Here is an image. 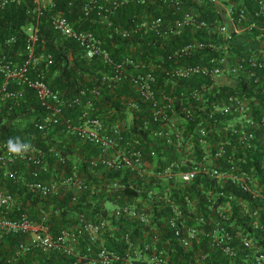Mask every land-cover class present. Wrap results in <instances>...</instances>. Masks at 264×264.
Here are the masks:
<instances>
[{
  "label": "built area",
  "instance_id": "2783aa9c",
  "mask_svg": "<svg viewBox=\"0 0 264 264\" xmlns=\"http://www.w3.org/2000/svg\"><path fill=\"white\" fill-rule=\"evenodd\" d=\"M17 1L0 0V7ZM34 1L37 11L39 4L46 2ZM184 1L83 0L84 13L89 15L95 10L98 23L106 28L104 37L89 29L74 28L61 13L53 14L50 19L52 29L63 38L74 39L84 57H96L111 65L109 80L134 69L130 75L132 85L144 100L150 101V117L158 122L151 136L162 138L166 143L174 141L177 149L176 158L153 169L143 158L142 148L136 146L141 142L140 138L133 137L122 150L118 149L122 137L118 125L114 124L109 132H104L98 118H86L83 124L72 126V131L100 144V153L91 156L88 165L91 168L102 165L132 169L130 176L121 172L117 177L101 178L98 185L91 176L83 177L75 166H70L60 149L46 137V130L57 126L62 119L61 99L43 79L26 74L37 39V25L29 23L25 42L27 58L20 64L12 60L0 62V72L4 75L0 86V111L6 100L24 97L22 87H9L11 81H16V84H26L35 90L44 114L30 120V128L37 129L39 134L28 131L23 140L11 134L4 137L0 134V231L29 233V247L58 250L72 258L71 264H78V260L83 264H117L119 261L132 264L135 259L150 264H264V113L258 117L249 115L248 100L238 93H228L210 107L207 121L203 118L197 121L187 136L182 133L188 129L186 123L192 118L193 99L199 100L198 107L204 109L205 93H213L212 89L223 83L222 77L230 78V72L237 76L245 69L249 77H254L255 70L246 68V64L264 67V0H188L191 3L189 9L184 8ZM122 3H137L143 5V10L132 14L126 25H116L112 15ZM194 3L212 6L219 16L214 31L225 39L233 33L256 29L254 39L260 42L258 54L251 51L247 61L242 59L235 63L224 53L222 56L210 55L205 62L170 66L160 60L148 62L129 57L116 60L112 50L105 45V37L113 35L131 39L147 32L160 34L162 29L176 35L186 27L196 28L205 20L197 18V12L192 9ZM146 4L149 9L144 6ZM152 8L156 12L152 13ZM205 46L215 50L227 48L226 43L219 46L193 40L175 47L173 55ZM159 70L166 75L165 87L159 86V91H155L153 84L156 81L159 84ZM196 74L206 76L209 82L189 89L188 93L184 89L174 92L176 79ZM177 97L180 98L178 104L175 103ZM132 103L130 105L135 107ZM226 113L230 117L221 128L218 123H223L221 115ZM7 120L8 117L3 116L0 125ZM222 129L234 138L214 139ZM193 133L200 136L201 150L195 148ZM10 140L31 147L26 151L22 149V154L18 155L9 151ZM41 143L47 147H42ZM249 151L255 155H249ZM133 172L136 174L132 175ZM136 176L153 177L154 185L146 189V195L144 189L138 188L130 201L112 202L108 213L96 218L75 210L71 221L61 222L66 226L56 234L51 232L50 225L60 224L57 216L64 208L61 204L53 210L52 196L66 188L82 191L90 188L93 192L95 187L103 184L106 189H123L124 180L131 183L132 177ZM17 183L23 186L27 195L30 193L51 203L35 205L36 214L26 210L9 187ZM158 187L163 191H158ZM71 195V201H76L75 194ZM118 219L137 225L135 236L123 232L125 245L121 251L99 245ZM20 246L27 247L25 243Z\"/></svg>",
  "mask_w": 264,
  "mask_h": 264
},
{
  "label": "trees",
  "instance_id": "16d2710c",
  "mask_svg": "<svg viewBox=\"0 0 264 264\" xmlns=\"http://www.w3.org/2000/svg\"><path fill=\"white\" fill-rule=\"evenodd\" d=\"M82 2L83 0H46V2L39 4L40 7L38 11L36 9L37 4L34 0H19L17 2L7 3L1 7L0 62L5 60H12L15 64L24 62L27 58L25 42L28 37L25 32V27H27L29 23H36L37 39L34 43L33 57L29 63L26 74L29 75V77H40L47 85L59 93L62 119L57 126L62 125L66 133L69 132L71 136L76 134L77 136H75L77 138L83 139L80 145L83 149L87 150L90 155H98L100 153V144L73 132L72 126L83 124L86 118L89 117L98 118L102 124V128L111 124H116L121 129L120 132L122 137L121 139H117H119L118 143L122 148H124L126 142L130 141L133 137L140 138L141 142L136 146L142 148L143 158L147 160L153 169L160 167L168 162L169 159L176 158L177 149L174 141L166 143L162 138L153 139L151 136L158 122L152 120L150 117V101L144 100L143 97L139 95L138 91L132 89L130 85L132 84L131 77L128 76V74L123 76L119 75L120 77L109 80L107 77L111 73V65L96 57L90 59L84 57L82 48L74 39L63 38L52 29L50 23L52 15L61 13L72 23L74 28L89 29L97 35L104 37L106 28L98 23L96 11L91 10L89 15L85 14L82 8ZM184 2L185 9L191 8L190 1L185 0ZM144 6L149 9L148 4ZM192 9L197 12V18L199 20H205L204 24L196 28L186 27L182 32L176 35L171 34L167 37H146L142 39L153 51H155V49L157 50L156 56L159 58L160 62H165V65L171 64L170 66L176 65V63L186 65L188 63L205 62L210 55L222 56L225 53L227 59L235 63L237 60L242 59L247 61L250 54L253 53L251 51L258 54L257 45L260 44V42L254 39L256 29H247L237 34L233 33L230 37L225 39L217 35L216 31H214L219 16L212 6L207 3H194ZM142 10L143 5L137 3H122L114 10L112 15L114 23H116V25H126L132 14H138L142 12ZM151 12L154 13L156 11L152 8ZM11 37L14 39L11 40ZM193 40L204 43L209 41L219 46L226 43L227 48L224 49L220 47L215 50L205 46L204 48L191 50L181 55H173L175 47ZM130 41V39L121 38L117 35L105 37V45L112 50L113 57L116 60L124 57L122 55L124 44ZM74 54L79 58H75ZM49 59L50 62H47ZM171 59H177V61ZM56 68L59 69L57 73L54 72ZM246 68L254 69L255 76L249 77L246 71L247 69L237 76H235L236 73L230 72V78L223 81L220 86L212 89L214 94L205 93L204 109L198 107V105L201 104L199 100L193 99L195 107L191 113L192 118L186 123L188 129L182 130L184 136L188 135L190 129L196 125L197 121H200L202 118L207 121L206 114L208 116L210 107H212L214 103L222 100L228 93H238L248 100V107H250L248 110L249 115L258 117L264 113V108L261 109L258 107L264 106V67H249V64H246ZM157 74L159 84L157 81L153 84L155 91H159V86L165 87L164 81L166 80V75H163L160 70L157 71ZM256 76H259V78L256 79ZM84 77L88 79L84 80ZM3 78L4 75L0 72V81ZM203 82H209V79L200 74L192 75L190 78L176 79L174 92L184 89L185 93H188L189 89L195 88ZM232 83L234 85H231ZM9 86L22 87L25 95L23 98L17 99L16 101L6 100L2 103L5 108L3 112L5 117L11 118L18 116L21 118L29 114L30 116H34V118H38L44 114V109L41 107L40 101L33 88L30 86L28 87L26 84H16V81H11ZM158 96L159 95L156 94V97ZM179 100L180 98L177 97L175 103L178 104ZM129 103L134 104V110L131 111L127 108L131 107ZM127 112L131 114L130 122H124ZM216 115L220 117V115ZM228 117H230L229 113L221 115L223 123H218L221 128H223L222 125L226 122V118ZM6 127L7 125L5 123L0 125L2 131H5ZM30 130L36 134L40 133V131L35 128H30ZM11 131L18 132L21 130L11 128ZM228 133L229 131H223L222 129L218 132V135L215 134L216 136H214V139L223 137L234 138L233 135H229ZM193 141L195 148L201 150L202 144L200 142V136L197 133H193ZM60 148L63 150L65 149L64 151L70 150L68 144L65 148L62 146ZM248 154L255 155V153L250 151ZM87 166L91 168L89 165ZM105 171H107L108 175H113V177H117L121 172H123L125 176H130L132 173V169L127 167H106ZM134 174H136V172H133L132 175ZM91 177L97 185L101 182V178L93 175ZM152 180L153 177L150 179V177L146 176H136L135 178L132 177L131 183H127L124 180L125 186L123 189L115 190L109 187V189H106V185L104 184L102 186L99 185L100 187H95L93 192L90 191V188H87L79 193L78 199L76 198L77 204L75 206L66 205L58 216L65 219L68 218V220L71 221L75 210L83 212L87 217L92 218H96L97 215H105L108 213L109 209L102 204L104 199L107 200L111 198L116 203L130 201L131 196L137 193L138 188H140V190L144 189L146 195V189L154 185ZM9 187L15 191L16 195L20 193V187H17V190L14 185H10ZM157 190L160 192L163 191L159 189V187ZM90 193L92 194L89 197ZM25 209L29 211V207ZM32 211L34 212L33 208L30 212ZM114 225V228L104 234L99 245L104 244L116 251H121L123 249L122 247L125 245L122 239L123 232H131L132 236H135L137 225L132 224L131 221L121 219H118ZM63 226L66 225H50V230L53 234H56ZM27 237L28 233L26 232L13 233L10 231H0V264H31L33 262L32 260L35 259L38 264H59L60 261L61 264H71L72 258L58 250L45 251L41 248H34L29 251V249L21 247L20 244L26 243ZM132 238L133 240L136 239V237ZM95 247L96 244L93 246V250ZM80 248L84 251V246L82 244H80ZM78 264L83 263H80L78 260ZM117 264H123V262L119 261ZM132 264L150 263L142 259H135L132 261Z\"/></svg>",
  "mask_w": 264,
  "mask_h": 264
},
{
  "label": "crops",
  "instance_id": "0c3cea01",
  "mask_svg": "<svg viewBox=\"0 0 264 264\" xmlns=\"http://www.w3.org/2000/svg\"><path fill=\"white\" fill-rule=\"evenodd\" d=\"M25 32L28 33L27 27H25ZM168 35H171V34L166 32L165 29H162L160 34H156L154 32H147V33H143L140 36L131 38L130 39L131 41L129 43L124 44V49H123L122 55L124 57H129V58H132L133 60H139V61H148V62L152 61L153 62V61L159 60V58L156 56L157 50L155 49V51H153L149 45H147L146 43H144L142 41V39H145L146 37H167ZM172 35H174V34H172ZM139 40H141V41H139ZM134 41H136V42H134ZM48 55H49V53H48ZM74 57L79 58L76 54H74ZM47 62H50V59L47 60ZM58 71H59V69L56 68V70L54 72L57 73ZM133 71H134V69H129V71L127 73L128 76H130ZM86 79H88V78L84 77V80H86ZM227 79L228 78H226V77H222V82L227 80ZM3 81H4V78L0 81V86L2 85ZM218 82H219V79H218ZM130 85H131L132 89H134L133 85L132 84H130ZM231 85H234V84L232 83ZM9 87H12V86H9ZM129 105H130V103H129ZM2 107L3 108H1V111H0V116H1L0 120L2 119L3 116H5V114H3L5 108L3 105H2ZM127 108H129V110H131V111L134 110V107H132V106L127 107ZM129 112H127V115H126L124 122H130L131 114ZM32 118H34V116H32V115L30 116L29 114L27 116L21 117V118L18 116L14 117V118H12V117L8 118V120L5 121V124L7 125V127L5 128L6 130L2 131L0 129L1 130V133H0L1 137L2 136L4 137L8 134H11V135H14L15 137H17L19 139H25L26 133L28 131H29V133L31 132L30 120ZM28 125H29V127L25 128ZM111 126H112V124L108 125L106 127H103L102 130L104 132H108ZM11 128H16L17 130L20 129L21 131H18V132L17 131H11ZM45 133H46L47 139L51 141L50 143L54 144L56 147L62 146L65 148V146L67 144L70 146V150H68V151L67 150L64 151L65 149L63 150L60 147H59V149H60L62 155L66 157L68 164L70 166H72V165L75 166L76 169L78 170V172L83 174V177L92 176L93 174L95 176H97L99 178H103V179H109L110 177H113V175L107 174V171H105L106 167H104L102 165H98L95 168H88L87 160L91 156H94V155H90L87 150L83 149V147L80 145V142L83 139L77 138L76 134H74V136L69 135L70 133L69 132L66 133L64 131V127L62 125L57 126V127H51L48 130H46ZM41 146L44 148L47 147L44 143H41ZM117 148L122 150L121 145H118ZM83 163H85L86 165ZM102 176H104V177H102ZM17 187H20V193L18 194V202L20 204H22L25 208L29 207V210H32V208H33L34 212L32 211V213L36 214L35 205H38L40 202H42L43 205H49L51 203V202L50 203L45 202L44 200H41V198H37L36 196H32L30 193H29V195H27L26 193L23 192L24 188L20 183H17L15 185V189ZM80 192H82V190H80V189L66 188V189H64V191L62 193H60L54 197L52 196V204H53L52 208H53V210L61 204H64V207L66 205H74L75 206L77 204V202H76L77 200L71 201V196H72L71 194L72 193L75 194L74 196L78 199V195ZM25 194L27 196H25ZM91 194L92 193L89 194V197L91 196ZM112 202H115V201L112 200L111 198L107 199V200L104 199L102 204L109 207V206H111ZM57 221H59V223H60L59 225H63L61 222L66 224L69 220H68V218L65 219V218L58 216ZM25 242H26L25 244L27 245L26 249H29V251L33 250L34 248H39V247H33V246L29 247V233H28V237H27ZM32 261L33 262L31 264H38L36 259L32 260Z\"/></svg>",
  "mask_w": 264,
  "mask_h": 264
},
{
  "label": "clouds",
  "instance_id": "9594fccd",
  "mask_svg": "<svg viewBox=\"0 0 264 264\" xmlns=\"http://www.w3.org/2000/svg\"><path fill=\"white\" fill-rule=\"evenodd\" d=\"M8 145H9V151L16 153L18 155L22 154V149L26 151L31 147V145L14 143L11 140L8 142Z\"/></svg>",
  "mask_w": 264,
  "mask_h": 264
}]
</instances>
